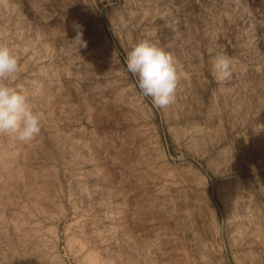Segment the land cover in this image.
<instances>
[{
	"label": "rangeland",
	"instance_id": "rangeland-1",
	"mask_svg": "<svg viewBox=\"0 0 264 264\" xmlns=\"http://www.w3.org/2000/svg\"><path fill=\"white\" fill-rule=\"evenodd\" d=\"M145 40L179 72L163 110L126 71ZM0 43L44 114L0 136V264H264V0H0Z\"/></svg>",
	"mask_w": 264,
	"mask_h": 264
},
{
	"label": "clouds",
	"instance_id": "clouds-1",
	"mask_svg": "<svg viewBox=\"0 0 264 264\" xmlns=\"http://www.w3.org/2000/svg\"><path fill=\"white\" fill-rule=\"evenodd\" d=\"M120 26L130 29L132 25L120 18ZM74 38L70 41L77 50L86 48L84 28L73 22ZM219 80L231 77V63L226 56L217 57L214 64ZM126 71L137 78L138 89L144 97L151 98L157 109H166L175 100L179 72L172 53L150 41L134 45L126 57ZM21 72L18 54L7 43H0V136L10 135L21 143H29L39 137L43 130L44 114L32 107L28 94L16 86Z\"/></svg>",
	"mask_w": 264,
	"mask_h": 264
}]
</instances>
